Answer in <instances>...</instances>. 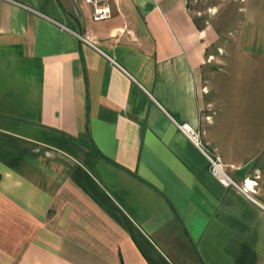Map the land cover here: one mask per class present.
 <instances>
[{
  "label": "crops",
  "instance_id": "obj_1",
  "mask_svg": "<svg viewBox=\"0 0 264 264\" xmlns=\"http://www.w3.org/2000/svg\"><path fill=\"white\" fill-rule=\"evenodd\" d=\"M111 2L0 0V264H264V164L224 162L252 198L180 128L213 33L188 0ZM242 34L264 56V0Z\"/></svg>",
  "mask_w": 264,
  "mask_h": 264
},
{
  "label": "rangeland",
  "instance_id": "obj_2",
  "mask_svg": "<svg viewBox=\"0 0 264 264\" xmlns=\"http://www.w3.org/2000/svg\"><path fill=\"white\" fill-rule=\"evenodd\" d=\"M213 42L203 65L205 100L196 129L223 162L264 164V56L243 47L246 0H188ZM226 164V163H225Z\"/></svg>",
  "mask_w": 264,
  "mask_h": 264
},
{
  "label": "built area",
  "instance_id": "obj_3",
  "mask_svg": "<svg viewBox=\"0 0 264 264\" xmlns=\"http://www.w3.org/2000/svg\"><path fill=\"white\" fill-rule=\"evenodd\" d=\"M92 6V16L95 20L108 19L113 15V5L111 0H85ZM180 128L192 139V141L204 152L209 161L210 172L217 177L225 185H233L242 190L246 195L253 198V192L255 185L257 184L256 179L246 178L243 184L235 181L230 174L227 172L226 164L222 158L209 151L206 145L201 139L199 131L188 123L180 124Z\"/></svg>",
  "mask_w": 264,
  "mask_h": 264
},
{
  "label": "trees",
  "instance_id": "obj_4",
  "mask_svg": "<svg viewBox=\"0 0 264 264\" xmlns=\"http://www.w3.org/2000/svg\"><path fill=\"white\" fill-rule=\"evenodd\" d=\"M197 23V22H196ZM198 24V23H197ZM198 26H199V24H198ZM200 27V26H199Z\"/></svg>",
  "mask_w": 264,
  "mask_h": 264
}]
</instances>
